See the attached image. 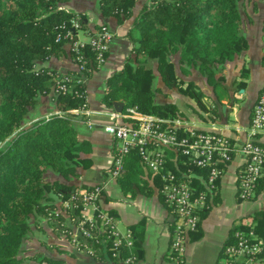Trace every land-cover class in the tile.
Instances as JSON below:
<instances>
[{
    "label": "trees",
    "instance_id": "1",
    "mask_svg": "<svg viewBox=\"0 0 264 264\" xmlns=\"http://www.w3.org/2000/svg\"><path fill=\"white\" fill-rule=\"evenodd\" d=\"M68 1L0 0V264H25L22 255L31 231V218L46 217L50 209L61 206L59 195L68 199L87 188L72 182L93 166L92 144L79 138L70 112L83 105L85 100L77 92L86 89L87 80L102 67L98 65L96 51L90 44L79 49V55L86 61L85 70L76 69L67 74L80 76L85 85H74L66 94L55 95L51 91L54 78L64 75L49 67L37 68L38 63L52 58L76 62L77 53L72 51V40L66 34L70 31L76 36L89 25L86 14L61 8ZM246 1L152 0L129 32L131 55L123 68L107 79L102 103L112 111H116V103H123V111L137 107L144 114L188 121L176 103L157 101L160 90L154 88L153 63L169 88H177L181 95L203 106L205 94L199 85L205 82L212 90L211 98L220 103L221 93L228 94L225 66L234 64L251 47L241 10ZM248 1H253L257 13V0ZM96 2L103 17H114L123 23L133 16L137 0ZM76 17L80 19L79 30L72 29ZM254 20L250 17L249 23L254 24ZM262 27L264 32V18ZM175 56L179 58L180 73L191 77L197 72V79L186 83L179 77ZM248 76L245 64L240 70L243 81L238 82V90L246 88ZM49 95L55 98L58 113L37 118L35 110L41 99ZM255 141L264 146V137L259 136ZM124 164V172L117 180L127 192L133 188V177L141 165L139 155L131 154ZM169 168L175 170L171 165ZM150 176L153 185L146 182L136 186L147 196H153L155 190L161 194L160 178L152 177L151 173ZM263 191L264 177L257 196ZM212 198L218 202V193ZM51 224L57 228L56 223ZM132 228L142 239L143 231L138 230L142 224ZM239 230H254L264 239V210L255 213L250 224L243 223L234 232ZM234 232L227 243L234 242ZM57 233L61 236L59 229ZM192 236L193 240L202 237L200 227ZM135 244L138 254V242ZM89 245L96 250L91 259L97 264H123V258L129 254L123 249L118 250L120 257H113L114 245L104 235L99 237V243L93 240ZM43 261L61 263L52 257H44Z\"/></svg>",
    "mask_w": 264,
    "mask_h": 264
},
{
    "label": "crops",
    "instance_id": "2",
    "mask_svg": "<svg viewBox=\"0 0 264 264\" xmlns=\"http://www.w3.org/2000/svg\"><path fill=\"white\" fill-rule=\"evenodd\" d=\"M148 4L149 0H137L133 16L123 23H119L114 17H103L95 0H69L61 6L62 9L69 12L87 15L89 27L84 30L87 39H81L78 33L80 40L87 42L89 36L97 29L96 26L102 25L111 29L115 35L106 62L86 82L91 117H81L75 112H70L79 138L89 140L93 149L91 155L93 166L89 170H85L82 176L72 183L78 187L86 186L87 188L100 184L104 185L105 192L101 199L102 207L116 217L121 231L130 229L134 233L135 241L138 242V261L136 264H177L172 260L170 254L175 222L173 211L165 204L162 195L158 194L156 190L153 196H147L142 194L136 186L137 183L142 185L146 182L153 185L154 181L150 173L140 165L139 171L132 180L133 188L127 192L123 191L117 179L108 176L113 163L115 141L112 136L105 132L104 125L111 121L110 116L113 111L102 103V97L107 79L120 71L131 55L133 45L129 32L133 29L142 9ZM247 28L245 33L250 40V50L234 64L225 66L226 79L230 83L227 84L228 94L221 93L220 103L217 102L216 98H211L212 90L207 87L205 82L199 85L205 94L203 98L205 106H201L192 98L183 95H181L183 99L179 101H169L176 103L188 116V121L195 124L198 130H214L224 133L238 142H243L247 138L245 134L238 131V128L246 129L249 127L251 110L258 92L264 86L263 27H258L256 36L251 31L254 27ZM249 30L251 31L250 34H248ZM134 36L137 37L138 33H134ZM252 37H254V43L251 41ZM245 64L249 69V76L245 80L246 88L238 90V94L236 87H238V82L243 81V78L240 77V70ZM41 67H49L62 75L77 69L73 61L56 58H52L46 63H38L37 68ZM177 74L179 75L178 71ZM207 88L210 89L209 93L205 91ZM34 113L37 118L58 113L55 98L50 95L43 97ZM89 123H93V129H90ZM243 165L244 157L237 154L226 167L218 185V202L212 198L209 209L202 214L200 225L202 237L199 240H193V236L190 234L187 242V253L180 264L217 263L221 259L223 248L234 230L246 223V218L252 219L255 213L264 210V191L250 201H242L239 198V178L242 175ZM41 220L43 219L40 215L31 218V231L26 242L28 246L32 241V225L33 223H40ZM137 224H142V228H138L139 231H143L142 239L138 237L137 231L132 228ZM44 226L42 237L37 240L38 243H33L30 248L34 245L38 248L58 249L59 252L48 250V254L43 255V257L58 259L61 261L60 264H97L87 255L77 253L67 239L59 236L50 228L49 223ZM42 252L45 251L42 249Z\"/></svg>",
    "mask_w": 264,
    "mask_h": 264
},
{
    "label": "built area",
    "instance_id": "3",
    "mask_svg": "<svg viewBox=\"0 0 264 264\" xmlns=\"http://www.w3.org/2000/svg\"><path fill=\"white\" fill-rule=\"evenodd\" d=\"M79 28L80 19L76 17L72 20V29ZM114 37L106 26L96 29L87 42L80 40L78 34L67 32L66 38L72 40V51L77 53V70L83 72L86 66V61L79 55L80 48L90 44L101 67L107 60ZM78 84L85 85V80L76 74H65L54 78L51 91L55 95L66 94ZM77 93L85 102L72 112L91 117L87 90L84 88ZM110 117L111 121L104 125V130L113 137L115 152L108 176L112 179L120 177L125 159L137 153L142 167L152 177L160 178L161 195L175 216L170 254L177 264L183 262L188 238L199 230L202 214L209 209L226 167L237 154L244 157L239 198L250 201L256 197L264 177V146L255 141L259 136L264 137V86L254 105L249 127L238 128L247 136L243 142L214 130H198L195 124L182 119L144 114L137 107L113 111ZM89 127L93 129V123H89ZM104 192L105 187L100 184L81 189L68 199L59 195L61 206L50 209L47 216L56 220L59 233L77 253L93 258L96 250L89 242L99 243V237L104 235L114 245L113 257H120L118 250L127 249L129 254L123 258V264H136L138 254L134 233L130 229L121 231L116 217L102 207ZM215 264H264V239L254 230L235 231L234 242L225 245L221 259Z\"/></svg>",
    "mask_w": 264,
    "mask_h": 264
},
{
    "label": "rangeland",
    "instance_id": "4",
    "mask_svg": "<svg viewBox=\"0 0 264 264\" xmlns=\"http://www.w3.org/2000/svg\"><path fill=\"white\" fill-rule=\"evenodd\" d=\"M255 2L258 5V12L257 13H255V11L253 10V1H248V0L246 1V4L244 6L241 5V10H242L243 17H244V24L243 25H244V27H246L245 30L247 31V29H248L247 27H254L253 29H251V31H253L254 35L256 36V31H257L258 27H262V25H263L264 0H257ZM250 17H254V19H255L254 24L249 23ZM251 31L249 30L248 34H250ZM79 35H80L81 39H87L86 38L87 36H85L84 30L79 31ZM251 41H252V43H254V37L251 38ZM173 61H174L175 66H176V70L178 69L177 71H178L179 75H181L180 77L186 83L192 79H197V76H198L197 72H194L191 77H186L180 73L177 56L173 57ZM153 67L155 70V72H154L155 73L154 88L160 90V92H158L156 95L157 101L160 103H165L168 101H179L180 99H183L177 88H169L168 86H166V84L163 82L161 76L159 75L158 71L156 70V64L155 63H153ZM202 81H204V80H202ZM229 83H230L229 81H226V85L227 84L229 85ZM236 88H237L236 92L238 93V87H236ZM205 91H206V93H209L210 89L207 88ZM42 219L43 220H41L40 223H33V225H32V231H33L31 234L32 235V239H31L32 243L30 242L29 246L26 243L25 253H23V255H22L26 260L25 264H49V263L43 261V259H44L43 255L48 254L47 253L48 250H55V249H51V248L44 247V246H43L44 248H38L34 245L32 246V248H30L33 243H35V244L38 243L37 240L42 237V235H43L42 230L45 227L44 225H46V223L50 224V228L54 232H58V229L55 228V226L51 224V223H56V220H52L48 216L47 217L42 216ZM251 221H252L251 218L245 219V222L248 224L251 223ZM42 249L45 252H42ZM55 251L59 252L58 249H56ZM84 255H86V254H84Z\"/></svg>",
    "mask_w": 264,
    "mask_h": 264
},
{
    "label": "water",
    "instance_id": "5",
    "mask_svg": "<svg viewBox=\"0 0 264 264\" xmlns=\"http://www.w3.org/2000/svg\"><path fill=\"white\" fill-rule=\"evenodd\" d=\"M86 22L88 23V20H86ZM115 107H116V111L122 112L123 111L124 104L123 103H116L115 104Z\"/></svg>",
    "mask_w": 264,
    "mask_h": 264
}]
</instances>
